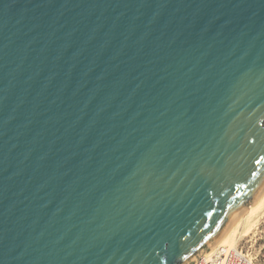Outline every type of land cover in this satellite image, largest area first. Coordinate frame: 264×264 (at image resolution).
Instances as JSON below:
<instances>
[{
  "label": "water",
  "instance_id": "1",
  "mask_svg": "<svg viewBox=\"0 0 264 264\" xmlns=\"http://www.w3.org/2000/svg\"><path fill=\"white\" fill-rule=\"evenodd\" d=\"M264 193V0H0V264H192Z\"/></svg>",
  "mask_w": 264,
  "mask_h": 264
},
{
  "label": "rangeland",
  "instance_id": "2",
  "mask_svg": "<svg viewBox=\"0 0 264 264\" xmlns=\"http://www.w3.org/2000/svg\"><path fill=\"white\" fill-rule=\"evenodd\" d=\"M234 247L242 248L257 264H264V207L252 218L241 221Z\"/></svg>",
  "mask_w": 264,
  "mask_h": 264
},
{
  "label": "bare ground",
  "instance_id": "3",
  "mask_svg": "<svg viewBox=\"0 0 264 264\" xmlns=\"http://www.w3.org/2000/svg\"><path fill=\"white\" fill-rule=\"evenodd\" d=\"M264 207V193L255 201H253L249 206H247L238 218L234 221V223L226 230L223 236L210 248V250L204 255H199L195 262L192 264H196L201 260L208 259L213 252L219 247H234V236L237 232V229L244 219H250L255 214H257Z\"/></svg>",
  "mask_w": 264,
  "mask_h": 264
},
{
  "label": "built area",
  "instance_id": "4",
  "mask_svg": "<svg viewBox=\"0 0 264 264\" xmlns=\"http://www.w3.org/2000/svg\"><path fill=\"white\" fill-rule=\"evenodd\" d=\"M196 264H257L242 248L219 247L205 260Z\"/></svg>",
  "mask_w": 264,
  "mask_h": 264
}]
</instances>
